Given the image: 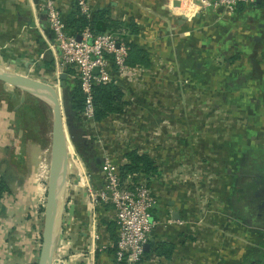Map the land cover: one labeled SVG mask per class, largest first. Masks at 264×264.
<instances>
[{"label":"crops","instance_id":"obj_1","mask_svg":"<svg viewBox=\"0 0 264 264\" xmlns=\"http://www.w3.org/2000/svg\"><path fill=\"white\" fill-rule=\"evenodd\" d=\"M215 1L188 0L186 7L180 0L92 1L94 11L105 8L114 20L136 22L139 33L130 36L131 42L148 53L150 66H167L160 84L165 93L146 88L136 94L128 86L132 115L110 118L109 135L103 134V124L73 130L83 144L88 142L82 157L99 190L106 152L96 139L102 134L114 163H126V154L134 149L154 158L157 224L141 264L264 263V0L243 3V8L241 3L233 8L204 4ZM74 4L58 0L64 17ZM50 35L42 0H0V57L5 58L0 65L28 64L27 72L41 74L38 61ZM180 74L198 83L201 97L183 95L172 86ZM15 118V105L0 104L3 169L2 153L16 141ZM149 121L165 123L155 145L124 137L128 132L138 138ZM69 151L76 154L70 146ZM3 174L0 178L10 186ZM193 177L198 185L190 182ZM10 188V194L0 196V264H37L29 218ZM78 192L61 229L60 240L68 244L63 264H93L92 257L95 264H111L108 249L117 241V231L115 225L114 240L104 222L115 224L113 209L102 213L101 239L90 253L87 201Z\"/></svg>","mask_w":264,"mask_h":264},{"label":"built area","instance_id":"obj_2","mask_svg":"<svg viewBox=\"0 0 264 264\" xmlns=\"http://www.w3.org/2000/svg\"><path fill=\"white\" fill-rule=\"evenodd\" d=\"M73 1L79 6L83 15L88 18L93 16L92 0ZM253 1L216 0L204 4L205 6L217 5L233 8L239 3L248 4ZM180 4L181 7H186L188 0H180ZM42 10L46 15L51 39L47 37V52L41 55V59L46 60V55H51L56 76L59 79L68 69L74 71L71 78L78 80L81 84V89L86 98L83 118L90 125H98L95 122V106L92 99L93 89L97 85L114 84L119 86L125 93L127 101L130 93L128 86H133L136 94H141L146 88L154 90L158 94L165 93V89L160 84L165 80L163 71L167 66L161 63L149 67L130 66L128 60L131 51L129 45L131 37L125 29L119 32L95 34L87 28L78 35L81 36L79 41L78 36L67 31L65 17L58 8V0H42ZM172 86L183 95L195 97L202 95L198 83L185 74H180L173 79ZM125 113L132 115L130 110H126ZM161 122L159 121L155 125L151 121L145 123L138 131L140 134L138 138L128 132H125L124 137L131 141L134 138L141 145H155L165 127V123ZM102 124L105 126L103 134L109 135L114 124L110 125L108 121ZM103 134L96 141L101 146L102 152H106L104 153L105 161L102 168L105 187L99 190L94 186L88 170L77 154L74 156V161L77 166L82 168L81 177L76 181L71 177L87 201L88 234L92 241V252L90 253L95 252L96 244L101 239L100 223L102 213L105 211L103 206L111 205L117 231V261H125L127 264H141L146 255V245L149 244L152 231L157 224L154 221V215L159 199L151 186L154 176L129 175L122 179L119 171L120 164L114 163L107 150L104 149L105 138ZM190 182H195L196 185L199 183L196 182V177L190 179ZM66 215L67 213L64 212L63 219L66 218ZM62 244L60 241L59 245ZM57 257H60V260L57 259L58 264H63V257L59 251ZM91 261L95 264L93 257Z\"/></svg>","mask_w":264,"mask_h":264},{"label":"rangeland","instance_id":"obj_3","mask_svg":"<svg viewBox=\"0 0 264 264\" xmlns=\"http://www.w3.org/2000/svg\"><path fill=\"white\" fill-rule=\"evenodd\" d=\"M33 6H35L33 7L35 9L36 5L33 4ZM45 58L46 60H42L40 57L38 68L39 72L44 73L43 71H45L48 75L38 73L37 77L34 73L31 74L27 72L26 69L28 64L17 65L19 69L25 73L19 72L17 69L18 67L11 68L6 66V64H4V66L0 65V72L28 75L33 78L45 80V82L55 85L54 87L59 96H61L62 103H64V91L60 86L61 79L56 76L55 67L49 69V71L45 70V68L43 69L44 65H42V63L50 60L51 55L48 54ZM3 60H5V58L0 57L2 63ZM39 76H43V78H39ZM14 92L15 97L6 91L4 85L0 82V104L8 106L10 103L12 107L15 105L16 120L14 121L13 127L17 129L16 141L13 142L14 140L11 139L13 141L10 142L14 144H10L9 147L5 149V152L2 153V159L4 158V161H6V168H0V172L4 173L3 175L8 179L15 194L14 198L17 199L16 201H19V204H21L20 206H23L26 211L29 218V228L33 232V237L36 238L37 242L35 245L38 250V256L40 257L49 185L53 111L51 106L37 95L23 93L21 90H15ZM23 97L24 100L22 101ZM85 124L87 125L85 119L83 122H77L76 129H81ZM74 136H76L75 133ZM76 137L78 140L76 141L79 142V145L75 146L73 143V146L77 156L88 170L87 163L82 157V153L86 151L83 147V138ZM6 141H9V139H6ZM69 146L72 150V145ZM7 166H9V168H7ZM65 190L67 191V195L63 196L64 199L66 198L63 205L65 209L64 212L67 213L72 206L74 207V195L78 191V193L81 191V189L73 183L70 174ZM57 236V245L55 251L51 255L50 264H55L57 259L60 260V257H57L58 251L61 253L62 257L63 254L66 253L65 249L68 244L60 240L61 235L59 238V232ZM60 241L63 243L62 245H59Z\"/></svg>","mask_w":264,"mask_h":264},{"label":"trees","instance_id":"obj_4","mask_svg":"<svg viewBox=\"0 0 264 264\" xmlns=\"http://www.w3.org/2000/svg\"><path fill=\"white\" fill-rule=\"evenodd\" d=\"M91 1V0H88ZM93 1V0H92ZM255 5V4H254ZM257 5V4H256ZM239 7L243 8L244 4L241 3ZM261 7V5H260ZM67 31L70 34L78 36L85 29H90L95 34H104L107 32H119L125 29L129 36L139 33V27L136 22H122L114 20L110 17L108 9L95 10L91 18L82 14L79 6L75 3L70 15L65 17ZM131 51L128 63L130 66H147L151 65V58L148 53L144 52L135 46L134 43H129ZM43 69L48 70L55 67L52 59L42 63ZM41 68V67H40ZM74 71L68 69L66 74V86L62 90L64 91V105L67 113V119L70 124L71 130H74L77 122H83V111L85 108V95L81 89V84L78 80L72 79ZM39 78H43L39 76ZM95 106V122L101 124L108 121L110 118L116 115L125 114L128 109L129 102L125 97V93L122 89L114 84H100L94 87L92 96ZM88 124V122H87ZM127 161L120 165V176L125 179L129 175L140 176L150 175L154 176L158 172V167L154 161V158L148 153H142L139 149H134L126 154ZM103 179V178H102ZM104 184V185H103ZM103 187L105 182L103 179ZM11 188L8 185L5 177L0 178V196L10 194ZM106 208H112L111 205H104ZM103 218V216H102ZM104 224L109 227L112 232V238L116 240L114 236L115 224L105 221ZM117 241L113 244L112 248H109V253L112 254L113 260L111 264H127L125 261H117L116 253L118 251L116 247ZM162 248V247H160ZM164 251V250H163ZM146 254V253H145ZM264 264V263H263Z\"/></svg>","mask_w":264,"mask_h":264},{"label":"water","instance_id":"obj_5","mask_svg":"<svg viewBox=\"0 0 264 264\" xmlns=\"http://www.w3.org/2000/svg\"><path fill=\"white\" fill-rule=\"evenodd\" d=\"M36 1V0H35ZM178 4L179 3H175ZM77 39L80 41L81 36H78ZM98 72V70H96ZM68 75L66 73L62 74L60 79V86L65 88L66 79ZM0 82L4 85L6 91L15 97V90H21L23 93H31L36 95L34 91H47L53 95V131H52V141H51V160H50V173H49V185L47 192V203L45 208V221L44 229L42 234V246L40 251V257L38 264H50V259L52 253L55 251L56 246L52 247V238L57 227L60 228L62 223L65 221L63 219L61 223L62 214H64V197L59 199L61 194L66 189V183L69 180L70 172L65 171L67 181L62 189L57 187V178L68 162V157L66 155V145L67 140L70 139L72 144L79 145L77 142V137L74 136V131L71 130L70 124L67 119V113L64 103L61 101V96L59 97L55 85L45 82V80L37 79L30 77L28 75H20L15 73H5L0 72ZM24 97L22 98V101ZM77 140V141H76ZM85 146L88 145V142H84ZM93 147V146H92ZM73 207L70 212L72 213ZM53 248V249H51ZM146 251L150 249V245H146Z\"/></svg>","mask_w":264,"mask_h":264},{"label":"bare ground","instance_id":"obj_6","mask_svg":"<svg viewBox=\"0 0 264 264\" xmlns=\"http://www.w3.org/2000/svg\"><path fill=\"white\" fill-rule=\"evenodd\" d=\"M34 93H36V95L38 97L43 98L45 100V102L52 107V104H53V95H52V93L47 92V91H39V90H37V91L35 90ZM69 145H72V147L74 148V146H73L72 142L70 141V139L67 140V145H66V155L68 157V162H67L66 165H64L65 166V169L63 168L61 170V172H60V174H59V176L57 178V187H58V189L59 188L62 189V191H63V187H64V185H65V183L67 181L66 180L67 177H66L65 171L70 172V175H71V177H73V180L74 181H76L77 179H80L81 172H82L81 166H77L76 165V162L74 161V159H75L74 156L75 155L72 153V151H69V153H68ZM75 171H76V174H74ZM66 185H67V183H66ZM65 192H66V195H67V191L65 190L61 194V196L59 197V199H62L63 198V196L65 195ZM61 221H63V216L61 218ZM59 230H60V228L57 227L56 230H55V232H54V235H53V238H52V247H54L55 244H56V240H57L56 239V236H57ZM51 249H53V248H51Z\"/></svg>","mask_w":264,"mask_h":264}]
</instances>
